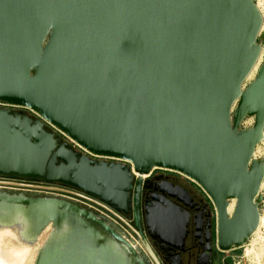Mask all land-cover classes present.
<instances>
[{
  "label": "water",
  "instance_id": "water-1",
  "mask_svg": "<svg viewBox=\"0 0 264 264\" xmlns=\"http://www.w3.org/2000/svg\"><path fill=\"white\" fill-rule=\"evenodd\" d=\"M263 22L254 0H0V105L25 111L0 109V178L133 211L147 256L96 212L22 191L0 190V232L41 240L33 264H160L190 216L175 187L142 227L159 169L209 202L211 264L242 248L263 201Z\"/></svg>",
  "mask_w": 264,
  "mask_h": 264
},
{
  "label": "flooded vegetation",
  "instance_id": "flooded-vegetation-1",
  "mask_svg": "<svg viewBox=\"0 0 264 264\" xmlns=\"http://www.w3.org/2000/svg\"><path fill=\"white\" fill-rule=\"evenodd\" d=\"M0 109L25 112L19 108L1 105ZM94 160L101 159L94 158ZM105 161L111 162V160ZM143 181L145 182V188L139 194L142 227L145 224L146 214L155 210L158 206H163L162 200L166 197V192H172L175 187H179L186 194L184 201L187 206L176 204L175 201L172 202L190 216L187 235L181 246H177V242L173 240L172 244L176 247L161 246L155 249L160 264H211L209 250L212 248L213 228H211L210 222V204L204 195L189 180L179 174L165 170L154 169L149 175L143 177ZM114 214L116 219L138 239L134 212L132 211L127 215ZM143 251L142 253L147 256L144 249ZM217 264L230 263L219 256L217 257Z\"/></svg>",
  "mask_w": 264,
  "mask_h": 264
},
{
  "label": "built area",
  "instance_id": "built-area-1",
  "mask_svg": "<svg viewBox=\"0 0 264 264\" xmlns=\"http://www.w3.org/2000/svg\"><path fill=\"white\" fill-rule=\"evenodd\" d=\"M254 2L258 7L259 1L254 0ZM262 47L264 49V45H262ZM260 64L261 59L256 65L257 69ZM257 69L254 71L252 75L253 77L255 76ZM248 82H250V79H248L246 83ZM252 124V119H245L241 124V127L243 129H248L252 126ZM262 146H264V139L255 148L253 155L254 159H262L264 161V152H262V154L260 153V147ZM0 190L22 191L26 194L31 195L57 197L70 203H75L84 208L90 209L96 212L99 216L105 218L109 223L120 229L127 242L134 245L141 252H144L139 240L136 239L133 234L116 219V216L112 210H110L107 206L99 203L97 200L91 199L90 197L78 191L61 186L9 180L4 178H0ZM261 192L263 193V201L259 207V222L257 229L242 248L223 254V259L228 261L230 264H264V181L261 185Z\"/></svg>",
  "mask_w": 264,
  "mask_h": 264
},
{
  "label": "rangeland",
  "instance_id": "rangeland-1",
  "mask_svg": "<svg viewBox=\"0 0 264 264\" xmlns=\"http://www.w3.org/2000/svg\"><path fill=\"white\" fill-rule=\"evenodd\" d=\"M256 1H259L260 4L258 3V7L260 8V11L263 13V16H264V0H256ZM262 30L264 31V22H263ZM262 45H264V42H262ZM253 78L254 77L252 76L250 81H252ZM262 152H264V146L260 147V153L262 154ZM45 234H46V231L43 233V236ZM12 238L13 237H12L11 234H8L6 232H0V256L5 258L7 256V252L9 250H11V249H14V250H16V249L17 250H27L28 252H27V254H26V256H25V258H24V260L22 261L21 264H33L36 252H37V250L39 249V247L41 245L40 244L41 240L37 243V245H35L33 247H27V246H22V245H20V246L19 245H15L13 240H12ZM30 250L33 253H31Z\"/></svg>",
  "mask_w": 264,
  "mask_h": 264
},
{
  "label": "bare ground",
  "instance_id": "bare-ground-1",
  "mask_svg": "<svg viewBox=\"0 0 264 264\" xmlns=\"http://www.w3.org/2000/svg\"><path fill=\"white\" fill-rule=\"evenodd\" d=\"M256 69H257V66L254 68V70L252 71V73L250 74L248 79H251V77H252V75ZM27 252H28L27 250L11 249L7 252V256L5 258L0 256V264H21L22 261L24 260L25 256H26ZM31 253H33V252L31 251Z\"/></svg>",
  "mask_w": 264,
  "mask_h": 264
},
{
  "label": "crops",
  "instance_id": "crops-1",
  "mask_svg": "<svg viewBox=\"0 0 264 264\" xmlns=\"http://www.w3.org/2000/svg\"><path fill=\"white\" fill-rule=\"evenodd\" d=\"M221 256L224 258V255L223 254Z\"/></svg>",
  "mask_w": 264,
  "mask_h": 264
}]
</instances>
